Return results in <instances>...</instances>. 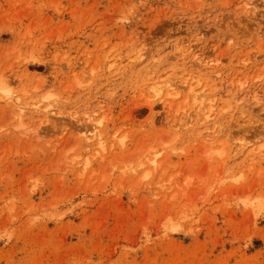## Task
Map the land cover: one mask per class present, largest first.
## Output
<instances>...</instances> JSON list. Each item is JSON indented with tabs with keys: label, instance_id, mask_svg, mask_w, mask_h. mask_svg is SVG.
<instances>
[{
	"label": "rangeland",
	"instance_id": "rangeland-1",
	"mask_svg": "<svg viewBox=\"0 0 264 264\" xmlns=\"http://www.w3.org/2000/svg\"><path fill=\"white\" fill-rule=\"evenodd\" d=\"M0 264H264V0H0Z\"/></svg>",
	"mask_w": 264,
	"mask_h": 264
}]
</instances>
